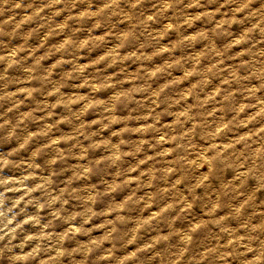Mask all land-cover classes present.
I'll use <instances>...</instances> for the list:
<instances>
[{"label":"clouds","instance_id":"obj_1","mask_svg":"<svg viewBox=\"0 0 264 264\" xmlns=\"http://www.w3.org/2000/svg\"><path fill=\"white\" fill-rule=\"evenodd\" d=\"M0 264H264V0H0Z\"/></svg>","mask_w":264,"mask_h":264}]
</instances>
